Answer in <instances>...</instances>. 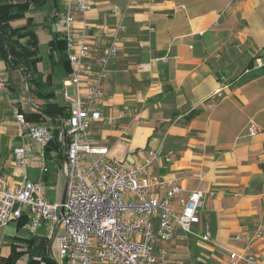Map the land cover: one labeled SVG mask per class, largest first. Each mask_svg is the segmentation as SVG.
Instances as JSON below:
<instances>
[{
  "label": "crops",
  "instance_id": "obj_1",
  "mask_svg": "<svg viewBox=\"0 0 264 264\" xmlns=\"http://www.w3.org/2000/svg\"><path fill=\"white\" fill-rule=\"evenodd\" d=\"M48 3L49 22H38L32 11L45 10ZM66 3L47 0L40 10L30 11L37 24L38 47L41 41L48 45L52 38L59 43V13ZM91 3L89 9L75 14V25H86L91 46L85 57L83 85L97 69L107 43L92 32H114L118 17L111 12L113 4L126 10L124 29L118 31L124 40L108 64L98 104L104 120L91 125L92 144L107 148L105 160L123 159L131 165L142 164L149 151L159 150V159L151 166L153 177L172 180L185 190L199 188L206 194L198 212L200 221L192 230L199 235L207 232L210 241L191 234L186 246L176 231L170 241L158 242L157 249L170 248L186 264H223L228 259L227 250L245 248L264 263V167L260 165L264 164V74L240 81L258 72L260 68L254 69V65L264 60V0ZM39 54L42 60L38 71L44 77L48 75L49 87L62 102L60 92L69 87L73 90V86L64 84L69 72L59 63L50 65L48 51L42 55L39 49ZM44 60L47 68L41 70L39 65ZM4 74L0 95L1 86L8 94H17L22 76L15 73L8 81L5 70ZM219 86L222 91L214 93ZM36 99L40 104L20 100L17 106L24 112L37 111L42 101ZM120 109L137 110L139 120L118 118ZM193 109L201 111L186 120ZM250 122L260 128L254 135L248 134ZM17 143L14 145L21 141ZM10 144V133L0 127V176L7 182H17L23 168L10 161ZM34 150L29 152L26 173L29 179L42 180L45 185L51 177L48 161L55 158V152L46 159L48 171L41 175ZM59 181L64 184V192L63 175ZM152 191L159 199L163 197V190ZM53 193L57 195V191ZM168 206L176 209V198ZM7 227L0 228V237L7 236L9 244L14 235L20 234L16 224L12 232ZM257 230L260 237L253 236L250 242L242 238ZM8 252L9 248L3 256Z\"/></svg>",
  "mask_w": 264,
  "mask_h": 264
},
{
  "label": "built area",
  "instance_id": "obj_2",
  "mask_svg": "<svg viewBox=\"0 0 264 264\" xmlns=\"http://www.w3.org/2000/svg\"><path fill=\"white\" fill-rule=\"evenodd\" d=\"M66 1L59 13L61 38L70 65L64 84L73 86V90L71 94L67 89L60 92L62 103L69 105L64 132L59 130L69 139L61 166L65 178L64 198L52 200L45 193L42 180L29 179L26 168L34 146L41 175L48 171L43 149L53 141L54 130L27 121L24 111L17 106L13 108V117L22 140L14 146L13 153L23 169L17 182H7L0 176V228L17 224L24 217L22 228L30 236L44 237L50 246L53 244L59 264H186L170 248L157 249L158 242L170 241L176 231L186 246L191 234L210 241L207 232L199 235L192 230L200 221L198 212L205 192L199 188L185 190L172 180L153 177L151 166L159 159V150L149 151L142 164L131 165L123 159L105 160L107 148L95 146L91 141V125L104 120L98 104L108 64L124 40L118 31L124 29L126 10L113 4L111 12L118 17L114 32H92L93 36L105 38L107 43L98 58L97 69L83 85L82 77L87 71L85 57L91 46L87 42L88 29L86 25L81 28L75 25V14L89 9L92 3L91 0ZM262 67L264 60H257L254 69ZM221 91L219 86L214 93ZM33 109L37 106L33 105ZM117 117L137 121L139 113L120 109ZM247 130L249 135H254L260 128L250 122ZM154 188L163 190L161 199L153 194ZM174 198L177 208L171 209L168 204ZM42 228L44 233H40ZM260 235L257 230L254 235L242 238L250 242L253 236ZM227 255L223 264H264L245 248L227 250Z\"/></svg>",
  "mask_w": 264,
  "mask_h": 264
},
{
  "label": "trees",
  "instance_id": "obj_3",
  "mask_svg": "<svg viewBox=\"0 0 264 264\" xmlns=\"http://www.w3.org/2000/svg\"><path fill=\"white\" fill-rule=\"evenodd\" d=\"M46 3L47 0H0V60L4 65L8 81H12V76L19 73L29 85L30 93L42 101L37 111L24 112V115L29 122L47 119L53 125L54 139L44 146V156L48 159L51 153L55 152L54 157L61 161L64 146L69 139L61 135L59 130L62 122L68 118L69 105L56 100L54 90L49 87L48 75L44 77V74L38 71V63L41 62L42 57L39 54L35 30L37 24L30 13L31 10H40ZM56 41V38H52L48 42L50 65L59 63L69 72L70 65L63 41L60 44ZM261 74H264V67L240 81L245 82ZM6 85L9 88L10 84L6 83ZM18 108L22 110L19 106ZM200 111V109L191 110L185 119H192ZM260 165L264 167L263 163ZM24 223L23 217L17 222L16 229H21ZM49 243L44 237L14 235L10 239L9 252L6 256L0 257V264H16L23 255L27 256L25 264H56L49 256ZM37 248L41 249L39 256L36 255Z\"/></svg>",
  "mask_w": 264,
  "mask_h": 264
},
{
  "label": "rangeland",
  "instance_id": "obj_4",
  "mask_svg": "<svg viewBox=\"0 0 264 264\" xmlns=\"http://www.w3.org/2000/svg\"><path fill=\"white\" fill-rule=\"evenodd\" d=\"M50 3L47 4L45 10H42L40 12H33L34 13V17L38 22H49L48 21V9L50 8ZM42 26H40L39 29H41ZM37 39H38V34H37ZM59 40V44L62 41L61 39ZM39 43V42H38ZM40 53L42 55H45L48 51V45L43 43L42 41L40 42ZM47 62L44 60L40 65V69L41 70H46L47 68ZM24 78H21V81L23 82ZM0 81L3 83L5 82V74H4V69H3V65L2 62L0 60ZM68 92L71 94V88H67ZM1 95H0V99L4 98V101L0 100V127H6L7 128V132L10 133V142L12 144H10V161L12 162H17L16 158L14 156L13 153V148H14V144H18L17 142L21 141L22 138L19 135V130H18V126L14 124V117H13V108L17 107V104H19L21 101L20 100H26L28 103L31 101H34L38 104H40V102L30 93V87L29 85L25 82L24 86L19 89V91L17 92V94H8L7 91L4 90V86H1ZM35 124H44L47 125L48 127L52 128V130H54L53 125L48 121V120H42L39 122H32ZM12 136V137H11ZM1 142H5L4 139H1ZM35 147V146H34ZM64 150V149H63ZM36 152V147L35 150ZM54 154V153H53ZM61 161L59 159H57L56 157L52 160L48 161V166L50 169V180L49 182L45 183L44 185V190L47 194H49V197L52 200H56L61 199L62 197V193H63V188H64V184L63 182L59 181V178L61 180L62 178V172H61ZM19 179V178H18ZM54 189V190H51ZM57 191V195L55 196V194L53 192ZM13 224L14 223H9L7 229H9V232L13 231ZM46 230V229H45ZM40 233H44V228L40 229ZM18 234L22 235V236H27L30 237V235L27 233V231L23 230V229H19L18 230ZM40 238V237H39ZM8 241V237L2 235L0 237V257H2L3 255L6 254V252L8 251L9 248V244L7 243ZM40 241V239H39ZM40 248H37V252L36 255L39 256V252H40ZM49 256L53 259V261L56 264H59V256H58V251L55 248V246L53 244H51L50 249H49ZM26 255L21 256V258H19L16 261V264H25L26 261Z\"/></svg>",
  "mask_w": 264,
  "mask_h": 264
},
{
  "label": "water",
  "instance_id": "obj_5",
  "mask_svg": "<svg viewBox=\"0 0 264 264\" xmlns=\"http://www.w3.org/2000/svg\"><path fill=\"white\" fill-rule=\"evenodd\" d=\"M26 80L24 79L23 82H22V87L24 86ZM64 123L65 122H62L61 126H60V132L63 133L64 132ZM65 160V156L63 155V162ZM64 193H65V189H64V192H63V195H62V198H64ZM63 212V208H61L60 210V213ZM50 249V244H49V247H48V250Z\"/></svg>",
  "mask_w": 264,
  "mask_h": 264
}]
</instances>
